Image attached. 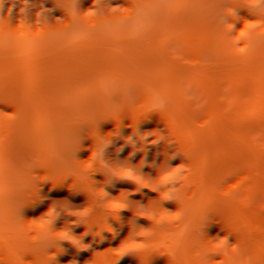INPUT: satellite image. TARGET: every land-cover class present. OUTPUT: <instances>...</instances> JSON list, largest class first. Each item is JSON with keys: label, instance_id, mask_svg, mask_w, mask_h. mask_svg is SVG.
Segmentation results:
<instances>
[{"label": "trees", "instance_id": "trees-1", "mask_svg": "<svg viewBox=\"0 0 264 264\" xmlns=\"http://www.w3.org/2000/svg\"><path fill=\"white\" fill-rule=\"evenodd\" d=\"M21 7L0 8V264H264V2Z\"/></svg>", "mask_w": 264, "mask_h": 264}, {"label": "clouds", "instance_id": "clouds-1", "mask_svg": "<svg viewBox=\"0 0 264 264\" xmlns=\"http://www.w3.org/2000/svg\"><path fill=\"white\" fill-rule=\"evenodd\" d=\"M249 2H250V4L251 5H253V6H257V5H259L261 2H264V0H249ZM3 3H4V0H0V8H2V6H3ZM21 3L22 4H24L25 5V7H21V9H20V12L21 13H23L25 10H26V6H27V4H28V0H21ZM55 3V2H54ZM56 5V4H55ZM57 6V5H56ZM15 7V4L13 3L10 7H9V9H8V11H9V14H11V12H12V10H13V8ZM45 9V10H47V11H41V9ZM41 9H40V11H39V13H41V15H43V13H45V12H48V11H50L49 9H46V8H44L43 6H41ZM101 91H102V93L103 94H105V95H113V90L111 89V88H109V86L107 85V83L106 82H101ZM130 97H125V99H129ZM132 99H134V98H132ZM160 107H163V105L161 104L160 105ZM150 111H159V109L158 108H156V107H154V108H151L148 112H150ZM149 135H152L151 133H145L144 134V136H143V138H146L147 136H149ZM160 139H156V140H153L154 142V144L155 143H157L158 141H159ZM129 142L131 141V138L129 137V140H128ZM111 143V141H110V139L108 138V141H107V143H104L102 146H101V148H100V159L99 160H95L93 163H94V165H99V166H104V165H106L107 163H108V161L104 158V150H105V148H106V146L107 145H109ZM175 153H173L172 155H171V157L170 158H175ZM61 163L62 164H64V165H67V162L66 161H64L63 160V158H61ZM30 167V166H29ZM173 168H176L177 169V172L176 173H173V174H169V175H165V173H160V175L161 176H163V179H161L160 180V183L158 184V186H157V189H155V190H153V189H151V190H153V191H159V189H160V187L161 186H163V185H168V184H170V183H172L173 181H177V180H179V176L182 174V172H183V170L182 169H180L179 168V165L178 166H175V167H170V166H168V168L165 170L166 172L167 171H169V170H171V169H173ZM131 170H124V169H122L119 173H113V177H116V178H121V179H130V180H132L131 179V177L128 175V172H130ZM133 182H135L136 183V181L135 180H132ZM180 181V180H179ZM141 187H143V186H141ZM176 187H172V188H168L167 190H165V191H161L160 192V199L161 200H175L174 199V197H173V194H172V192H171V189H175ZM163 193V194H162ZM125 208H127V207H124V208H121V209H125ZM120 210V209H119ZM49 211H53L51 208H49V210L44 214L45 215V217L47 216V213L49 212ZM58 215V213L55 215V217ZM55 217H53V218H55ZM137 217H139V216H137ZM53 220V219H52ZM159 224H164V223H167V221H164V220H161V221H159L158 222ZM189 230H190V225L188 224V223H185L184 224V226L179 230V231H177V232H175V233H173L172 234V243H173V245H175V246H179V244L184 240V238L186 237V235L188 234V232H189ZM60 231H62V230H60ZM59 232V231H58ZM41 234L42 235H45L46 236V234H45V232H44V229H41ZM150 235H153V234H150ZM39 238V237H38ZM137 238V237H136ZM222 239H223V242H224V244H228V242H227V237H222ZM63 240H67V241H70L73 245H74V243H73V241L71 240V239H69L68 237H66V236H57L56 238H55V243H57L58 241H63ZM36 241H33V243H35ZM80 243L82 244V245H86V244H84V243H82V241H80ZM75 246V245H74ZM220 246H223V245H220ZM51 246H47V247H45V251L48 249V248H50ZM89 247V245H87L86 247H81V248H79L80 250H85V249H87ZM128 252H131V249L128 251ZM125 253H127V252H125ZM124 253V254H125ZM123 255V254H122Z\"/></svg>", "mask_w": 264, "mask_h": 264}]
</instances>
